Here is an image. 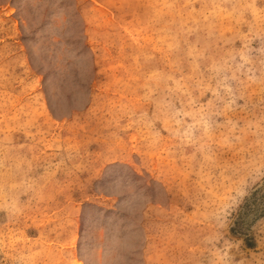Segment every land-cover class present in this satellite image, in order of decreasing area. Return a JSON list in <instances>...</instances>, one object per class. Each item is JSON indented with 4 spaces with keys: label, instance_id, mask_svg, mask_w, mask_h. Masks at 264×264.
Wrapping results in <instances>:
<instances>
[{
    "label": "rangeland",
    "instance_id": "1",
    "mask_svg": "<svg viewBox=\"0 0 264 264\" xmlns=\"http://www.w3.org/2000/svg\"><path fill=\"white\" fill-rule=\"evenodd\" d=\"M0 264H264V0H0Z\"/></svg>",
    "mask_w": 264,
    "mask_h": 264
}]
</instances>
